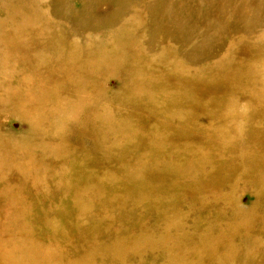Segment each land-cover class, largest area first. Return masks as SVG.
Listing matches in <instances>:
<instances>
[{
  "label": "rangeland",
  "instance_id": "1",
  "mask_svg": "<svg viewBox=\"0 0 264 264\" xmlns=\"http://www.w3.org/2000/svg\"><path fill=\"white\" fill-rule=\"evenodd\" d=\"M0 264H264V0H0Z\"/></svg>",
  "mask_w": 264,
  "mask_h": 264
}]
</instances>
